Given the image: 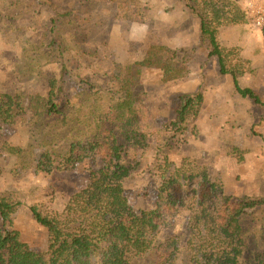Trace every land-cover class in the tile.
<instances>
[{
	"label": "trees",
	"instance_id": "16d2710c",
	"mask_svg": "<svg viewBox=\"0 0 264 264\" xmlns=\"http://www.w3.org/2000/svg\"><path fill=\"white\" fill-rule=\"evenodd\" d=\"M185 2L201 21L200 47L218 58L221 74L233 77L239 94L262 105L259 93L239 84V77L253 70L251 62L242 57L238 46L223 45L220 36L225 26L245 24L250 19L247 9L237 0ZM55 22L54 17L52 37L45 42V49L49 55L55 53L54 49L62 55L70 49L56 36ZM262 33L264 36V28ZM83 42H75L79 51ZM31 54L24 47L21 57L30 61ZM148 66L162 71L163 82L186 77L190 72L186 58L158 44L151 49ZM62 69L68 70L67 62ZM133 70L140 73L139 68L128 64L127 79L107 85L93 76H81L80 82L89 88L84 109L76 115L67 103L59 106L56 102L53 78L44 92L29 96L0 93V107H16L19 114H31L30 137L41 138L44 153L38 163L43 171H63L72 158L87 159L90 164L87 186L72 193L59 213H50L41 203L29 205L36 222L49 230L46 254L23 248L14 217L22 202L0 197V264H240L251 238L264 242V228L248 229L246 225L253 209L262 208L264 198L237 195L220 179L208 180L204 165L196 159L186 157L176 163L168 157L169 142L182 138L186 123L197 118L204 91L200 88L182 95V123L171 122L155 138L133 114L134 104L143 97L134 90L135 80L130 76ZM23 71L33 74L37 68L27 62ZM153 143L158 147L155 206L151 212L128 216L124 211L126 181ZM1 149L21 157L23 169L32 166L34 160L27 159L21 147L3 140ZM2 173L0 169V177ZM183 213L187 219L180 233L176 230L177 218ZM257 258L258 264H264V254Z\"/></svg>",
	"mask_w": 264,
	"mask_h": 264
},
{
	"label": "rangeland",
	"instance_id": "374dc122",
	"mask_svg": "<svg viewBox=\"0 0 264 264\" xmlns=\"http://www.w3.org/2000/svg\"><path fill=\"white\" fill-rule=\"evenodd\" d=\"M237 1L245 9L252 1H260L264 5V0ZM164 7L159 0H0V93L22 92L29 96L44 92L53 78L56 80V102L59 106L67 103L73 115L78 114L84 109L89 88L80 82L81 76H93L106 85L116 81L124 82L129 76L128 64H124L126 59L121 57L115 63L116 51L109 43V34L101 33L106 19L114 15L127 22L134 19L144 22L152 17L154 22L151 34L162 24L161 18H165ZM69 11L71 12L67 13ZM54 17L56 36L70 49L62 55H59L56 49L53 55H49V51L45 49V42L52 37L50 28ZM245 24L239 25H245L249 34L250 40L246 43V50L255 65L264 67V58L259 57L264 52V36L259 35L262 29L256 27L251 19ZM80 40H84L82 51L75 45V42ZM156 44L161 45L155 41L152 45ZM24 47L32 53L29 56L30 61L21 57ZM238 47L242 55V49ZM200 48L208 51L206 48ZM169 50L178 55L176 49ZM259 50H262L261 53ZM195 51L196 48L187 52L194 54ZM186 61L190 65V59ZM27 62L33 63L37 68L35 73L23 71ZM65 62L68 70L63 71ZM130 65L140 69V73L133 70L130 76L135 80L134 90L143 96L138 101L141 102L147 95L157 92L161 86L143 85L144 65ZM146 66L161 72L149 67L148 61ZM251 66L254 68L252 63ZM188 77L186 84L195 86L201 79L205 81L206 75L198 69L194 75ZM200 88L204 91L205 101V97L209 96V88L199 86L196 91ZM255 89L263 99L262 105L249 97H243L236 90L233 99L224 98L220 102L217 101V109H213L214 111L209 107L203 109L202 104L197 118L186 123L187 130L182 138L167 145L169 159L179 160L182 152H188L184 154V158L191 157L204 165L208 180L220 179L229 191L237 195L248 194L264 198V86H257ZM184 94L179 93L171 98L175 112L180 116L179 120L171 122L180 124L183 121L179 108L180 97ZM26 100L27 98L25 102ZM44 117L46 118V114ZM134 117L139 124L151 130L155 138L157 133L165 132L169 127L168 125L167 128L159 130L150 123H141L135 114ZM30 118V113L19 114L16 107H0V169L3 172L0 177V197H13L22 202L14 217L15 227L22 233L23 248L46 254L49 230L36 222L29 205L41 203L50 213H59L68 197L76 192L77 186L81 187L88 181L90 164L87 159L72 158L67 160L63 171H43L38 162L44 148L41 146V138L33 140L30 137ZM3 140L21 147L27 159L34 160L32 166L23 169L21 157L1 149ZM157 148L153 143L151 148L145 151L139 167L126 181L124 211L128 216L151 212L155 206L159 186V179L154 170ZM174 148L179 149L181 154H172ZM233 161L235 165L230 164ZM186 217L183 213L177 218L176 230L180 233ZM246 225L248 229L264 228V205L261 209H253V213L246 219ZM260 253L264 254V242L251 238L245 246L240 264H258L257 255Z\"/></svg>",
	"mask_w": 264,
	"mask_h": 264
},
{
	"label": "crops",
	"instance_id": "0c3cea01",
	"mask_svg": "<svg viewBox=\"0 0 264 264\" xmlns=\"http://www.w3.org/2000/svg\"><path fill=\"white\" fill-rule=\"evenodd\" d=\"M165 5L164 17L161 18L162 24L156 31H152L153 18L150 17L144 22L133 20L127 22L118 19L117 16H110L106 19L101 28V33L109 34V43L115 52V63L121 57L126 59L124 64H143V85L152 86L157 84L161 86L157 92L147 95L146 99L134 105L133 111L141 123L151 124L156 129L163 130L167 128L171 121L179 120L180 116L175 112V107L171 103V98L176 97L179 93H194L199 86L209 88V96L205 97L203 109L209 107L211 111L217 109L216 102L233 99L235 93L233 77L228 74H221L219 70L218 58L211 56L207 50L198 47L201 33V21L192 12L185 0H159ZM160 3V2H159ZM246 25V24H245ZM245 25H228L221 29V42L226 46H240L242 55L248 59L254 66L253 72H246L239 77V84L243 88H252L259 93L255 87L264 86V67L255 65L253 58L247 52L249 43V34ZM259 35L263 37L262 31ZM155 42L165 45L168 49H176L178 55L190 59L189 75H194L198 69L202 70L206 77L205 81L201 79L195 86L186 84L188 76L163 82V73L157 72L146 66L149 60L151 47ZM264 41V40H263ZM264 43V42H263ZM150 48V49H149ZM196 48L194 54L187 52L189 49ZM262 50H259L261 53ZM264 58V52L259 55ZM264 66V65H263ZM255 70V71H254ZM209 73V74H207ZM223 83V84H222ZM198 86V87H197ZM213 86V87H211ZM202 116V115H201ZM174 148L172 154H181L176 163H180L184 154ZM235 165V162L230 163ZM208 172V171H207ZM88 178V177H87ZM88 184L76 188L79 191ZM49 243V242H48Z\"/></svg>",
	"mask_w": 264,
	"mask_h": 264
},
{
	"label": "built area",
	"instance_id": "2783aa9c",
	"mask_svg": "<svg viewBox=\"0 0 264 264\" xmlns=\"http://www.w3.org/2000/svg\"><path fill=\"white\" fill-rule=\"evenodd\" d=\"M247 12L253 24L260 28H264V5L260 1H252L246 6Z\"/></svg>",
	"mask_w": 264,
	"mask_h": 264
}]
</instances>
